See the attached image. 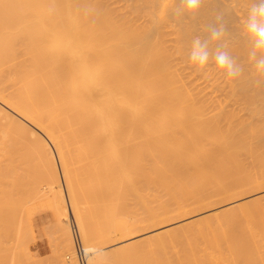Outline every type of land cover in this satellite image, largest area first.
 Returning <instances> with one entry per match:
<instances>
[{"label":"bare ground","instance_id":"bare-ground-1","mask_svg":"<svg viewBox=\"0 0 264 264\" xmlns=\"http://www.w3.org/2000/svg\"><path fill=\"white\" fill-rule=\"evenodd\" d=\"M250 2L205 0L195 20L177 23V0H0V183L26 182V195L48 199L64 253L55 264H79L61 217L84 240L87 228L111 240L125 235L117 226L135 232L264 188V86L240 34ZM218 13L245 65L238 83L214 62L196 72L187 60ZM37 165L45 188L28 171ZM261 200L222 208L216 227L193 219L199 228L180 251L139 261L128 242L106 252L107 264H264ZM25 242L26 263L14 264H42Z\"/></svg>","mask_w":264,"mask_h":264},{"label":"rangeland","instance_id":"rangeland-1","mask_svg":"<svg viewBox=\"0 0 264 264\" xmlns=\"http://www.w3.org/2000/svg\"><path fill=\"white\" fill-rule=\"evenodd\" d=\"M236 107L237 106H235L234 108ZM51 146L55 156H57L56 149L53 147V145ZM57 164H58V169H60L59 162ZM29 168H28L29 173L31 172V170L33 171L31 172L32 179L34 178L36 179L37 176L38 177L37 179L39 180L40 177V183L36 182V185L39 184V186L45 188L44 186L45 183L44 181H42L43 177L40 175L42 173L41 171L42 168L39 166L38 167L35 166L34 169L32 167H31L32 169ZM33 176L35 177L33 178ZM20 181L21 179L17 181L13 180V183L16 184L17 182L19 183ZM61 181L63 180L61 179ZM25 183L21 184L20 182L19 186H16L17 189L18 187L21 186V188H19L18 191L14 190L15 188L14 184H13L14 186H11L12 184L9 183H4V182L3 184L0 183V248H1L0 264H14L15 260L16 261L19 260L22 257L20 253L19 243L20 245H23V242H25V239L27 237H28L26 239L27 241L24 243V245L28 246V254L30 256L32 255L31 258L34 259L33 260L34 262H39L41 259L44 261L42 264H55L56 261L58 260V256H60V254L61 255L64 254L59 247V243L56 242L57 241L55 239L56 235H54L55 226L53 224H54V220L56 219V215L53 209L50 207L48 199L45 198L39 200V199H34V197L33 198L29 197V194L26 195V193H28L29 191L26 192V190L24 189V187H26ZM30 183L29 184L27 183V185H30ZM205 196L206 198L212 197L211 195H205ZM262 197H264V188L257 189L253 193H248L241 197L231 198L228 200L227 199L225 200L224 198L219 196L218 198L216 197L215 199L216 201L213 205H209L202 208L193 207L190 210V212L187 213L184 217L181 218L172 217L168 220L161 221L160 223L157 224L154 223L148 224L146 225V227L139 229L135 232L134 231L132 232L130 230L128 231L127 228L124 226H117L115 227V229L119 232L125 233L126 236L125 235L123 237L116 236L111 240H107L106 238H104L101 241V238L96 237L93 233L92 235L89 232L88 228H87L86 238L84 240L83 237L81 236L80 230L76 226L73 218H71L70 216H68L67 218L61 217L62 218L61 225L70 230V234L73 239L75 250H76V243L74 239L73 229L76 230V234L80 240V245L83 249L88 246L98 245L99 247H103L106 252L110 253V251H116L115 249L119 248L122 244L129 242L134 244L133 249H135L136 253H138L139 256L138 260L141 261L149 256H157L160 253L163 254L164 252L180 251L183 248V246L187 243V240L193 239V237H188V236L193 235L194 231H196V229L199 228L196 225L189 224L193 219H197L200 217L207 218L206 221L199 226L208 225L211 227H216L217 224L221 222L223 218L227 217L226 215L220 213V210H222V208L224 209L228 206L230 207L231 205H233V203L245 205L252 200ZM213 198L214 197H212V199ZM261 203L264 204V200H261ZM137 208L140 209L139 207ZM90 212L92 214H95L94 209H91ZM27 226H30L31 229L28 227L26 233ZM52 228L54 229L52 230ZM102 228L104 229L103 226ZM45 231L47 233H45ZM52 232L53 234H51ZM26 234H28V236ZM55 234H56V230H55ZM52 235L55 237L53 239L56 241L52 239ZM12 243L14 244L12 245ZM1 246H4V248H2ZM56 250L57 251L59 250V252L57 253ZM76 257H77L76 258L77 262L79 263L77 252H76ZM23 259L21 258L20 261L21 263ZM41 262L39 263L41 264ZM121 262L122 260H120L119 263L115 262L113 264H117V263L120 264ZM23 263H26V260ZM152 263L153 262L151 261L146 264H152ZM161 263L164 264L163 261H160V263L154 262L153 264H161ZM165 264L168 263L165 262ZM217 264H238V262L232 263L230 261H225L224 259L218 257Z\"/></svg>","mask_w":264,"mask_h":264},{"label":"clouds","instance_id":"clouds-1","mask_svg":"<svg viewBox=\"0 0 264 264\" xmlns=\"http://www.w3.org/2000/svg\"><path fill=\"white\" fill-rule=\"evenodd\" d=\"M205 0H177L171 9V16L177 23L195 20ZM217 23L205 26L206 36L192 37L187 51V60L196 72L208 68L210 61L227 81L238 83L244 76L245 65L234 57L228 50L225 38L229 36L224 14L218 13ZM218 25V26H217ZM242 38L247 45V61L254 74V84L264 86V0H251L246 16L241 24ZM224 41L217 44L214 51H210L211 42ZM88 264H107V253L103 247L88 246L83 250Z\"/></svg>","mask_w":264,"mask_h":264},{"label":"built area","instance_id":"built-area-1","mask_svg":"<svg viewBox=\"0 0 264 264\" xmlns=\"http://www.w3.org/2000/svg\"><path fill=\"white\" fill-rule=\"evenodd\" d=\"M74 230V239H75V243H76V252H77V256H78V259H79V264H87V261L83 255V248L81 247L80 245V240L76 234V230Z\"/></svg>","mask_w":264,"mask_h":264}]
</instances>
